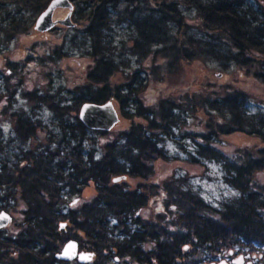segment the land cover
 Wrapping results in <instances>:
<instances>
[{
    "label": "trees",
    "instance_id": "trees-1",
    "mask_svg": "<svg viewBox=\"0 0 264 264\" xmlns=\"http://www.w3.org/2000/svg\"><path fill=\"white\" fill-rule=\"evenodd\" d=\"M50 1L0 0V42L8 45L25 33ZM249 1L70 0L74 21L82 24L88 44L85 54L92 66L86 84L71 90V100L53 101L36 91L25 94L35 106L47 105L57 118L58 132L50 135L28 114H13L16 137L25 142L38 138L43 143L39 149L12 155L0 137V211L9 214L14 203L24 205L19 231L12 234L0 229V264H173L190 261L183 247H193L204 256L210 248L235 246L249 237L248 232L264 230V185L252 182L264 172V113L248 112L247 95L239 90L229 89L216 97L184 93L177 102L144 99L148 84L159 78L155 68L162 59L170 73L181 62L206 58L222 65L233 62L244 70L256 66L259 71L254 77L264 83V61L251 58L264 56V7ZM182 5L194 9L200 30L213 42L187 32ZM124 23L131 29L127 53L138 62L151 60L152 66L112 85L110 79L120 71L123 61L118 60V46L106 34L112 25ZM126 41H121L122 50ZM11 64L15 69L17 63ZM8 76L1 74V87ZM7 87L10 90L9 83ZM109 101L117 107L119 121L130 124L103 142L97 155L94 147H85L86 134L105 136L107 131L86 128L78 113L84 103ZM198 110L205 111L209 120L204 132L188 133L195 144L188 161L219 163L225 182L238 195L212 209L182 185L166 183L167 211L157 216V222L142 219L140 211L148 196L128 190L127 179H147L155 161H167L162 140L176 137L175 129L184 122L183 113ZM234 133L255 137L263 147L236 149L228 155L219 149L218 142ZM117 177L125 179L113 183ZM89 183L94 196L70 206V199L79 196ZM169 211L170 222L165 220ZM68 241L76 242L80 252L91 253L92 260L57 259L56 254Z\"/></svg>",
    "mask_w": 264,
    "mask_h": 264
},
{
    "label": "rangeland",
    "instance_id": "rangeland-1",
    "mask_svg": "<svg viewBox=\"0 0 264 264\" xmlns=\"http://www.w3.org/2000/svg\"><path fill=\"white\" fill-rule=\"evenodd\" d=\"M249 2L264 7V0H250ZM180 10L188 20L187 32L190 35L213 42L200 30L194 9L189 8L188 5H182ZM67 12V9H55L53 18L64 19ZM73 15L74 9L71 14V22L74 24L72 27L58 24L47 32H38L34 29V22L25 33L10 40L8 45L0 42V76L1 74L9 75L6 77L4 87L0 86V94H2L0 137L4 139L6 151H9V154H17L22 150L39 149L43 144L39 143V139L35 137L26 142L17 138L13 114H28L32 117V121H40L50 135L58 132L57 118L54 113L45 104L35 106L31 103L25 98L27 92L36 91L50 97L53 101L71 100V90L86 84V75L92 66V60L85 54L88 44L81 32L82 24H76ZM106 35L118 46V53L121 57L118 60L123 61L120 71L110 79V84H120L128 74L140 68L146 71L149 70L150 65L152 66L151 60L138 62L135 57L127 53L129 44L126 40L131 36V29L127 24L112 25ZM121 41H126L123 50L119 47ZM251 58L259 62L264 61V56L255 58L251 55ZM169 60L171 62V58ZM11 63H17L15 69ZM156 63L155 73L158 72L159 78L156 80L155 77L144 93V99L149 102L161 98L177 102V99H180L184 93L195 97L201 95L216 97L230 89L242 91L247 95L245 107L248 112L264 113V83L254 77V73L259 71L256 66L244 70L233 62L222 65L217 60L206 58L195 60L192 63L181 62L170 73L164 68L165 65L167 66L166 60H158ZM16 70L17 73H15ZM7 83H9L10 90L7 89ZM114 107L117 110V107ZM181 118L184 122L182 126L175 129L176 137H166L161 142L168 160L155 161L152 164L153 173L149 178L127 179L126 181L125 185L128 190L145 192L148 196L147 204L140 211L142 219L157 222V216L167 211L166 206L168 205L165 201L168 197L163 190L166 183L182 185L200 197L212 209H218L223 202L238 195L237 191L225 182L224 172L219 163L202 160L200 164H196L188 161L190 154L195 151V144L189 134L199 135L204 132L205 124L209 120L205 111L183 113ZM135 122L143 123L138 119ZM129 124L128 120L121 119L106 132L105 136L88 132L86 135L89 137L85 140V147H94L96 154L100 155L102 143L114 134L125 130ZM183 135L189 137L185 138ZM38 137L41 138L42 134ZM47 137L50 139L51 136ZM90 138H93L94 142ZM218 145L219 149L228 155L236 149L263 147L257 138L242 133L224 136L219 140ZM252 182L255 186H263L264 172L257 174ZM94 193V187L89 183L79 196L70 199L72 202L70 206L75 207L89 201ZM14 204V208H11L9 212L12 223L5 227V231L12 234L19 231V225L22 222L21 211L24 209L21 202ZM171 216V211H169L165 220L172 221ZM176 220L175 218L174 223ZM171 228L168 229L171 230Z\"/></svg>",
    "mask_w": 264,
    "mask_h": 264
},
{
    "label": "water",
    "instance_id": "water-1",
    "mask_svg": "<svg viewBox=\"0 0 264 264\" xmlns=\"http://www.w3.org/2000/svg\"><path fill=\"white\" fill-rule=\"evenodd\" d=\"M67 9L68 12L64 19L53 20L55 9ZM73 5L70 0H51L48 6L36 18L34 29L38 32H47L60 24L67 27H72L71 13ZM78 119L88 129L91 130H111L119 121V114L111 101L101 105L84 103L78 113ZM125 177H117L112 180L117 183ZM12 222L10 214L0 211V229L5 228ZM56 258L63 261H72L75 258L80 263L90 262L92 260L91 253L78 252L77 243L68 241L56 254Z\"/></svg>",
    "mask_w": 264,
    "mask_h": 264
},
{
    "label": "flooded vegetation",
    "instance_id": "flooded-vegetation-1",
    "mask_svg": "<svg viewBox=\"0 0 264 264\" xmlns=\"http://www.w3.org/2000/svg\"><path fill=\"white\" fill-rule=\"evenodd\" d=\"M253 233L260 235L253 237ZM248 234L249 237L239 241V244L210 248L204 256L197 254L193 247H183L190 261H176L173 264H264V230ZM193 252L195 254L191 255Z\"/></svg>",
    "mask_w": 264,
    "mask_h": 264
}]
</instances>
